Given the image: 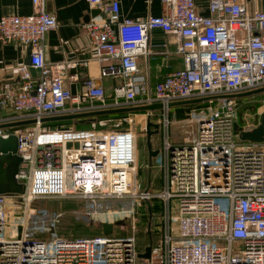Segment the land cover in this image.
<instances>
[{
    "label": "built area",
    "instance_id": "obj_1",
    "mask_svg": "<svg viewBox=\"0 0 264 264\" xmlns=\"http://www.w3.org/2000/svg\"><path fill=\"white\" fill-rule=\"evenodd\" d=\"M44 1L31 0L29 14L0 17V38L28 46V66L39 70L33 79L23 66L17 88L0 83V117L10 104L14 121H36L7 128L16 137L21 162L15 179L24 190L0 193V264H264V141L235 138V122L244 131L257 124L245 118L240 124L235 98L226 96L264 87V10L250 9L243 0H208L209 14L203 15L194 0H160V15L133 20L119 18L118 0H86L99 10L84 25L90 43L98 58L112 60L100 76L120 80L107 105L93 79L73 95L63 82L65 64L45 63L43 40L57 20ZM154 29L173 37L183 67L151 92L137 57L146 53ZM120 98L125 107L162 105L143 114L150 119L156 113L162 135L157 191L139 187L131 127L50 132L40 126L41 118L66 113L69 101L88 104L75 109L81 112L117 108ZM198 98L217 104L195 113L191 138L171 142L168 104ZM9 134L0 128L1 137ZM46 197H128L147 213L156 199L163 205L160 238L148 258L139 256L148 245L140 250L134 234L68 238L48 231L50 238H38L28 227L47 211L32 203Z\"/></svg>",
    "mask_w": 264,
    "mask_h": 264
},
{
    "label": "crops",
    "instance_id": "obj_2",
    "mask_svg": "<svg viewBox=\"0 0 264 264\" xmlns=\"http://www.w3.org/2000/svg\"><path fill=\"white\" fill-rule=\"evenodd\" d=\"M100 1L105 2L106 0ZM243 1L247 3L250 9L264 10V1ZM118 2L120 19L142 20L162 13L160 0H118ZM194 2L199 13L209 14L208 0H194ZM44 8L57 20V27L48 31L43 40L45 63L48 65L53 63L65 64L61 72L63 82L73 95L82 93L85 82L88 79H93L96 84L102 86L105 103L111 104L115 99L113 96L114 86L120 80L109 76H100L101 67L110 64L112 60L101 59L96 56L84 26L86 22L97 15H91V11L96 8L91 7L86 0H45ZM32 11L31 0H0V17L3 15L29 14ZM87 16H90L88 20H86ZM163 43H166V47L161 46ZM146 48V53L137 57V66L139 74L145 77L152 92L156 82L163 79L169 72L183 67V60L181 55L175 51L173 37L164 34L159 29L149 32ZM28 53V46L0 38V83L8 88L19 87L21 83L20 71L23 66H27L33 79H37L39 73L32 71L28 66ZM118 101L121 103L119 107H125L122 98ZM78 107L87 108L88 104L69 101L66 105L67 112L63 114L74 113ZM132 112L128 113L132 114ZM14 117L15 113L11 105L8 104L1 114V124L13 122Z\"/></svg>",
    "mask_w": 264,
    "mask_h": 264
},
{
    "label": "rangeland",
    "instance_id": "obj_3",
    "mask_svg": "<svg viewBox=\"0 0 264 264\" xmlns=\"http://www.w3.org/2000/svg\"><path fill=\"white\" fill-rule=\"evenodd\" d=\"M235 107L237 109V121L242 124L243 118L249 125L259 124L264 113V93H255L243 97H234ZM207 102H198L195 104L176 105L170 107L169 126L170 141L174 142L184 138H191L194 135L196 124L192 117L200 109L208 106H215ZM143 111H133L132 114L114 117L103 120H95L85 124H79L76 121L57 124L54 127L43 129L50 132H72L83 130H126L131 127L135 132V154L137 168V179L140 181V188L148 186L154 191L160 187V171L157 165V154L161 148L162 135L157 123L156 113L149 119L150 122L158 125L156 132H151L150 142L152 151L157 150L153 157L149 156L147 149L146 119ZM132 117L133 123L128 124L127 118ZM256 125V126H257ZM150 130H154L150 127ZM239 140V136L235 135ZM247 141V140H245ZM246 143V142H245ZM32 205L37 208L46 209L44 216H35L34 221L30 223L29 229L38 238H50L48 231L62 237L70 236H97L102 233V223L120 220L119 224H113L112 235H132L137 238L138 248L143 246H156L160 238V221L163 211L161 201L152 200L148 206V213L143 205L137 206L132 198L124 199H101L84 200L75 197H46L35 200ZM134 206V214L128 211ZM58 218V219H57ZM17 219V218H16ZM14 219V220H16ZM57 219L56 224L53 225ZM8 229V226H7ZM7 237H10L7 234Z\"/></svg>",
    "mask_w": 264,
    "mask_h": 264
},
{
    "label": "water",
    "instance_id": "obj_4",
    "mask_svg": "<svg viewBox=\"0 0 264 264\" xmlns=\"http://www.w3.org/2000/svg\"><path fill=\"white\" fill-rule=\"evenodd\" d=\"M98 9H94L91 11V15L94 16L98 14ZM90 16H87L88 20ZM30 63V58L28 56V65ZM31 68V67H30ZM32 71H37L38 69L31 68ZM255 93H264V87L245 91L237 94L226 95L228 97H243L248 96ZM207 100L206 98H198V99H188L182 101L171 102L168 104L169 107L176 105H185L192 104L198 102H204ZM162 105L160 103H153L150 105H137L130 107H119V108H106V109H96L91 111L84 112H74L68 114H60L55 116L43 117L39 121H48V120H58V119H76V118H89L95 115L100 114H109L116 112H130V111H152L156 109H160ZM36 122L35 119L23 120V121H13L10 123L0 124V128H6V130L10 133L8 137L3 138L0 136V193L6 194H21L24 190V186L21 183H18L15 179V174L18 170L19 164L21 162V158L16 154V137L13 132L7 128L14 126H21L28 123ZM150 127H153L154 130H150ZM158 129V125L150 122L149 118L146 119V135H147V149L149 151V156L153 157L157 154V150L152 151L150 135L151 132H156ZM234 132L239 135L240 139L248 140L252 142H260L264 141V113L262 114L261 122L254 128L244 131L242 127L235 122L234 123ZM121 221L117 220L115 223L104 222L102 223V233L104 235H110L112 233L113 224H119ZM151 247L150 245L146 246L145 252L140 253L139 256L142 258H148L150 256Z\"/></svg>",
    "mask_w": 264,
    "mask_h": 264
},
{
    "label": "trees",
    "instance_id": "obj_5",
    "mask_svg": "<svg viewBox=\"0 0 264 264\" xmlns=\"http://www.w3.org/2000/svg\"><path fill=\"white\" fill-rule=\"evenodd\" d=\"M126 114H130V113H128V112H116V113L95 115L93 117H89V118H85V119L84 118H76V119H70L69 118V119L48 120V121L41 122L40 126L42 129H45V128L51 129L50 128L51 126L54 127L57 124H63V123L72 122V121H76L79 124H85L88 122H94L95 120H103V119H109V118L120 117V116L122 117V116H125ZM30 125H23V127L30 126ZM57 219L54 221L53 225L56 224ZM65 237H67V236H65ZM75 237H81V236H70L68 238H75Z\"/></svg>",
    "mask_w": 264,
    "mask_h": 264
}]
</instances>
